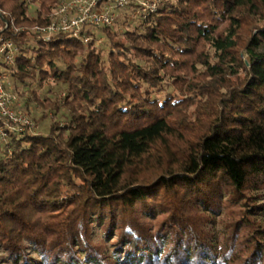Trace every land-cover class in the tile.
<instances>
[{"label": "trees", "instance_id": "obj_1", "mask_svg": "<svg viewBox=\"0 0 264 264\" xmlns=\"http://www.w3.org/2000/svg\"><path fill=\"white\" fill-rule=\"evenodd\" d=\"M58 2L0 0L30 27ZM135 10L107 44L16 37L52 121L0 142V264H264V0Z\"/></svg>", "mask_w": 264, "mask_h": 264}, {"label": "built area", "instance_id": "obj_2", "mask_svg": "<svg viewBox=\"0 0 264 264\" xmlns=\"http://www.w3.org/2000/svg\"><path fill=\"white\" fill-rule=\"evenodd\" d=\"M136 6L134 18L138 14L156 10L158 0H59L48 15L44 24L18 26L10 12L0 4V142L5 143L12 132L18 134L36 133L37 124L22 109L20 95L15 91L9 67L14 65L20 55L16 37L21 32L30 35V41L49 40L55 34H68L82 40L85 44L95 40L98 44L104 38L93 35L92 30L115 27L123 9ZM46 15V14H45Z\"/></svg>", "mask_w": 264, "mask_h": 264}, {"label": "rangeland", "instance_id": "obj_3", "mask_svg": "<svg viewBox=\"0 0 264 264\" xmlns=\"http://www.w3.org/2000/svg\"><path fill=\"white\" fill-rule=\"evenodd\" d=\"M31 12H33V10L31 11ZM126 17V19L127 20H129V21H136V19L134 18V14L133 13H129L127 16H125ZM24 26H27V25H24ZM115 28H118V30H120V31H122V30H124L125 28H124V26H121V27H119L118 25H116L115 26ZM99 35V37H102V38H104V34H102L101 32L98 34ZM102 44H107V42H105V40H104V42H102ZM30 85V84H29ZM33 86H36V84H35V82H34V84H33ZM60 88H62V86L60 85V84H58V85H56V86H53V91H58ZM49 90V88L48 87H45V88H43L42 89V91H41V95H47V96H52V92H49L48 91ZM64 91V90H63ZM60 97H62V95L64 96V93L61 91V92H59V94H58ZM20 100H21V103L22 102H24L23 100H25V102L26 103H28V95L26 94V95H24L23 97H21L20 98ZM23 104V103H22ZM28 106H29V108H30V110L32 111V116L34 115L35 117H38V116H40V114H41V110H40V108L36 105V104H34V103H32V102H29V104H28ZM192 108L189 110L190 112H192ZM31 115H30V117L35 121V123L37 124V130H40L41 129V127L43 128V130H47L48 128V125L51 123V121H52V118H50L49 119V117L47 118V119H45L43 122H41V123H39V122H37V120L34 118V117H32ZM44 126V127H43Z\"/></svg>", "mask_w": 264, "mask_h": 264}]
</instances>
